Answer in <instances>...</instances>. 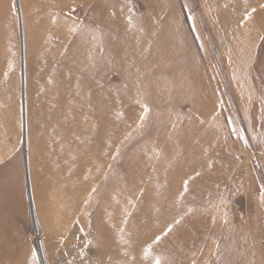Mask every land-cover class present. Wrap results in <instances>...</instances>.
Listing matches in <instances>:
<instances>
[{
    "label": "rangeland",
    "instance_id": "374dc122",
    "mask_svg": "<svg viewBox=\"0 0 264 264\" xmlns=\"http://www.w3.org/2000/svg\"><path fill=\"white\" fill-rule=\"evenodd\" d=\"M242 3L0 0V264H264Z\"/></svg>",
    "mask_w": 264,
    "mask_h": 264
},
{
    "label": "bare ground",
    "instance_id": "6f19581e",
    "mask_svg": "<svg viewBox=\"0 0 264 264\" xmlns=\"http://www.w3.org/2000/svg\"><path fill=\"white\" fill-rule=\"evenodd\" d=\"M69 1L70 0H52V5L55 6L56 8H60V7L66 8L69 6ZM238 1L241 3L243 2L242 3L243 5H241V6H242V12L244 13L243 16L241 17V19L239 20V21H241V23L243 25V29L238 31V32L243 31L245 28H248L249 31H252L254 29H259V27H261V24L264 23V8L260 5V3L255 2V3H248L247 4V3H245L244 0H238ZM252 6H254V7H252ZM0 43H1V40H0ZM234 48H237V46L235 44L233 46V49ZM2 56H3V50L1 49L0 50V63L2 61ZM1 67L2 66H0V78H1V73H2ZM55 93L58 94V91H56ZM1 101H2V99L0 97V103H1ZM0 106H1V104H0ZM66 106H67V103L64 102V107H65V108H63L64 111L66 109ZM53 114L56 115V113H53ZM53 114H51V117L52 116L54 117ZM3 118H4L3 114L0 113V126L3 122ZM1 134H2V132L0 129V136H1ZM160 245L161 244H159V247H161Z\"/></svg>",
    "mask_w": 264,
    "mask_h": 264
}]
</instances>
